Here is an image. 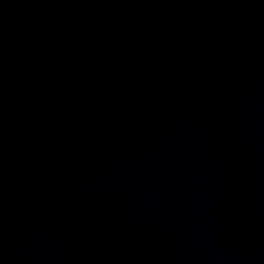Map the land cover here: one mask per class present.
<instances>
[{
    "label": "water",
    "instance_id": "95a60500",
    "mask_svg": "<svg viewBox=\"0 0 264 264\" xmlns=\"http://www.w3.org/2000/svg\"><path fill=\"white\" fill-rule=\"evenodd\" d=\"M0 264H264V0H0Z\"/></svg>",
    "mask_w": 264,
    "mask_h": 264
}]
</instances>
